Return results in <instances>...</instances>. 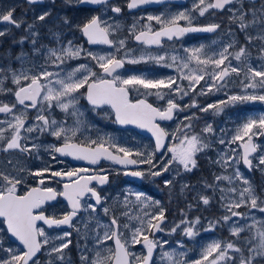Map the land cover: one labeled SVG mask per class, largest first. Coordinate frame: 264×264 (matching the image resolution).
Listing matches in <instances>:
<instances>
[{
    "label": "snow or ice",
    "instance_id": "obj_1",
    "mask_svg": "<svg viewBox=\"0 0 264 264\" xmlns=\"http://www.w3.org/2000/svg\"><path fill=\"white\" fill-rule=\"evenodd\" d=\"M51 2L54 4L55 0ZM27 3L43 4L44 0H27ZM152 3L163 4L165 0H127V8L133 10ZM64 4L110 8L118 15L122 12V8L113 5L111 0H64ZM210 10H214L213 15L217 12L228 14V27L222 32H218L220 23L194 25V13L203 17ZM14 11V7L0 11V24L10 26L0 30V37L11 35L12 28L24 26V35L12 41L13 45L20 46L19 52L13 55L9 48L0 56V95L11 94L15 98L11 104L0 101V113L11 117L0 121L7 125L0 127V151L5 153L18 151L30 157L35 153V158L39 159L43 150L53 163H63L59 156L86 161L93 166L100 165L102 160L123 166L146 165V171L131 170L123 174L140 180L163 177L164 187L171 191L176 177L199 167L198 156L212 148L214 141L209 137H214L216 130L206 123L200 132H195L193 121L198 119L195 113L185 115L173 133L160 122L172 121L175 114L190 108L205 113L213 110L214 115H219L237 103L264 104V0H193L190 10L148 15V23L143 25L134 19L128 35L143 46L139 56L133 55L134 50L127 47L128 37L117 35L120 25L109 23L99 14L81 24H73L67 15L52 19V11L48 9L27 23L22 17H15ZM152 22L159 27H154ZM62 27L78 31L87 45H105L111 51L94 52L75 39L65 41V33L59 30ZM43 28H47L50 37L48 44L42 42ZM190 33H216L218 39L210 44L183 47L184 54L181 55L174 44ZM238 34H243L244 44L240 43ZM165 40L173 43L166 47ZM25 44L30 45L29 51L24 50ZM153 46L156 52L150 51ZM253 48L258 50L255 60L259 63L254 64ZM81 60L85 62L74 67L69 63ZM233 60L237 62L235 65ZM141 63L174 69L176 75H126L121 71L126 64ZM52 68L55 71L50 70ZM233 77L239 80L242 91L228 95L226 100L201 106L193 96L191 103L183 107L177 100V97L182 100L190 94L207 96L224 90L229 84L236 83ZM183 81L188 82L186 86ZM133 91L138 93L136 97L132 96ZM150 96L166 101V106H154L148 100ZM82 100L87 102L90 111H104L115 124L147 130L155 138V148L150 152H133L116 143L111 135L97 132L95 138L85 136L91 126L85 119ZM17 105L21 107L18 109ZM28 109L36 112L31 120ZM57 109L64 114V119L55 118L53 113ZM220 131L224 135L215 142L225 148L217 153V159H209L224 171L215 174L212 183L202 182L205 190H211L212 196L198 192L194 199L198 198L200 203L208 206L219 193L224 214L209 220L203 231H213L223 223L235 239L212 240L201 245L198 258L189 257L182 241L171 246L168 240L158 239L156 233L173 235L180 230L183 236L195 239L200 235L197 228L201 225L200 216L189 219L182 210L183 218L168 228L166 209L161 201L144 191L129 189L121 212L127 222L121 225L110 207L104 206L108 198L94 186V182L99 186L110 182L105 169L56 170L48 165L33 171L17 167L9 160L13 170L0 171V252L4 253L0 264H41L40 254L47 255V264H71L65 250L71 244L68 238L72 232L49 235L39 222L49 229L66 226L84 240L82 246L78 245L80 264H157V256L159 264H264V218L258 219L255 214L264 215V188L257 192V187L239 167L242 164L247 172L256 170L264 176V140L260 139L264 137V112L246 115L230 139L227 130ZM41 136H51L57 143L43 144L39 142ZM169 137L176 143L166 145ZM29 141L33 142L29 145ZM230 167L233 172L225 174ZM24 172L36 180V186L27 185L21 175ZM173 172L172 178L165 175ZM53 184L62 187H53ZM193 188L182 183L179 192L185 195ZM129 196H134L135 200H130ZM59 198L67 202L70 210L57 214ZM90 200L94 202L90 203ZM97 206L102 208L104 216L110 217L109 223L101 222L95 215ZM192 207L188 204L189 210ZM133 208L137 209L135 213ZM148 208L159 210L149 212ZM241 208L248 211H239ZM6 236L14 238L18 246L5 247ZM137 245L141 246L142 252L133 251ZM165 245H169L168 250Z\"/></svg>",
    "mask_w": 264,
    "mask_h": 264
},
{
    "label": "rangeland",
    "instance_id": "obj_2",
    "mask_svg": "<svg viewBox=\"0 0 264 264\" xmlns=\"http://www.w3.org/2000/svg\"><path fill=\"white\" fill-rule=\"evenodd\" d=\"M23 0H0V11H6L10 8H13L16 4L21 2ZM22 10H27V9H32L31 10V16L30 20H27L28 23H31L33 19L38 16L42 11L47 10L45 7H43V10H39L34 12V9L36 7H31L29 4H21ZM15 17L18 18H23L22 15H17ZM24 19V18H23ZM117 22L113 23L116 24ZM120 27H124L123 24L120 22L118 23ZM10 26L5 25V24H0V30H3L5 28H8ZM69 30V29H67ZM43 34V43H50V37L47 34V28H43L42 30ZM23 34L20 33H13V28L11 29V35H7L5 37H0V56H2L6 50L9 48L12 50L13 55H15L17 52L20 50L19 45H13L12 41L13 39H19L20 36ZM124 38V37H120ZM68 39H75L76 36L69 37ZM67 39V40H68ZM65 40V41H67ZM239 41L241 44L245 43L244 36L243 34H239ZM130 44V43H129ZM24 50L29 51L30 50V45L25 44L24 45ZM252 55L254 59V64L259 63V61H256L255 58L258 55V50L256 48L252 49ZM6 63V61H4ZM237 62L233 60V64L235 65ZM77 64V63H76ZM72 65L73 67L76 65ZM17 66L18 65H14ZM28 65H26L27 67ZM55 71L54 68L50 69ZM234 80H236L235 77H233ZM242 79V77L240 78ZM202 84L204 83L201 81ZM14 87V86H13ZM197 91H199V87H197ZM242 89L239 86V80H236L235 84H229L228 87L224 90H221L219 92H214L212 94H209L207 96H198L195 94H190V96L187 98L186 104L191 103V99L193 96L195 97L197 103L201 106H205L210 103H215L219 100H226L227 96L230 94H239L241 93ZM0 101H3L5 103H14L15 98L11 94L8 95H0ZM21 106L17 105V108L19 109ZM191 109V108H190ZM85 112V119L87 123L91 126V130L86 131L84 133L85 136L91 135L93 138L96 137L97 132H99L100 135L108 134L111 135L112 137L115 138L116 143H118L120 146L127 147L131 149L133 152L136 151H144V152H150L152 151L150 148L147 147V143L142 141L140 138L137 137H124L122 135H119L117 133H112V132H106V128H103L102 125H108L109 120L108 117L105 119L100 115L99 117L96 115V112L90 111V108L83 107L82 109ZM189 110V109H188ZM59 109H57L53 115H59ZM264 112V104H261L259 102L256 103H246V104H241L237 103L235 106H228L227 108L224 109L222 113L219 115H214L213 110H209V112H200L196 108H192L189 112V115H192L193 113L196 114L198 117L197 120H195V127L194 130L197 132H200L201 129L205 126L206 123L212 124L213 128L216 130V134L214 137H209V139L213 140V145L212 148L207 150L206 153H202L198 156V164L199 167L191 173H182L180 178V183H188L190 178H192L193 184L191 186H194L193 190L190 192H187L185 195H181L180 192L174 194L173 196H169V210L172 212L170 219L168 222H166V225L168 228H171L174 224L179 223V221L183 218L182 217V210L187 213L188 218L192 219L195 216H200L201 217V225H197V228L200 229V235H198L195 239H189L186 236H183L181 234V231L178 230L177 233L173 235H168L166 232H162L161 236L158 237V239L161 240H168L169 245L171 246H176L177 241H182L183 244L185 245V248L188 250V255L189 257L192 258H198V254L200 251L201 245H205L207 243H210L212 240H228V239H235L234 237H231L229 234L228 227L224 225L223 223L218 224L215 228V230L211 232H205L203 231L204 228L208 227V221L213 220V219H218L224 214V209L220 207V202H219V193L216 194V196L212 199L211 203L208 206L203 205L202 203L199 202L198 198L194 199L196 197V194L199 192L204 195H209L212 196L211 190H205L203 187V181L207 180L209 183L213 182V178L215 174H220L224 170L219 167V165L211 163V160L217 159V153L225 148L224 145H220L219 143L215 142L220 136L224 135L220 130L225 129L227 130V138L230 139L231 135L233 134V130L239 125L240 123L243 122V118L246 115H258L259 113ZM29 113V120H31L32 117L35 116L36 112L34 109H28ZM187 115V114H185ZM185 115H182L181 118H183ZM61 116V114H60ZM11 117L6 116L3 113H0V121H5L10 119ZM64 119V117H61L60 120ZM107 120L108 122L102 121ZM71 121H69L70 123ZM99 122V124H98ZM0 127L6 128V124H0ZM10 133H6L8 135ZM22 134H24L22 132ZM261 140H264V137L260 138ZM40 142V141H39ZM176 141L172 140L170 141V144L175 143ZM52 143H57L55 138L53 141L48 142L47 144H52ZM30 145V144H29ZM2 147V145H0ZM231 147L235 148L237 145H231ZM11 153V154H10ZM17 154V155H16ZM35 153L30 157L27 154H22L19 153L18 151L16 152H9L5 153L3 151H0V171H5V172H11L12 166L8 164V161L11 160L13 165L23 166L26 169H31L33 171L43 168L48 165H52L56 170L59 169H72L71 163L58 156V159L63 161V163H53L51 160V157L49 156L48 153L44 152L43 150L40 151L39 156L40 158L37 159L35 158ZM170 156V154H169ZM167 158V157H166ZM211 158V160L209 159ZM31 162H37L36 164L31 165ZM255 163V161H254ZM240 169L246 176H248L251 181L253 182L254 186L257 187V192H260L261 188H264V176L261 175L259 171L254 170L253 172L249 173L245 169V167L241 164ZM106 168L113 169L111 166H107ZM139 170V169H138ZM142 170V169H140ZM147 168L143 171H146ZM118 171V170H117ZM233 172V168H228L227 172L225 174H231ZM27 172L21 173V175H26ZM188 174H190L189 178H187ZM168 176V178H172V176L175 175V173H167L165 174ZM177 178V177H176ZM27 185L28 186H36V180H34L31 176L27 175L25 177ZM223 183V182H222ZM138 184L134 182L133 180H130L129 184L125 187L124 189V196L128 193V190L132 191H141L138 188ZM52 186L58 187V185L53 184ZM243 185H240L242 187ZM124 196L121 198V200L115 205L119 206L116 212H114L115 206H112L113 200L110 198V191H106L105 197H107V201L104 206L110 207L112 210V213L115 214L118 218H121L123 220V224L127 222V218L121 216V212L124 211L123 207V200ZM129 199L134 201L135 197L134 196H129ZM159 200V199H158ZM161 201L162 206L165 208V201ZM90 202V201H89ZM91 203V202H90ZM188 204H192L193 207L192 209H188ZM167 209V208H165ZM56 212L57 214H62L64 212V206L62 205L61 202L56 204ZM149 212H156L159 209L158 208H148L146 209ZM137 211L136 208H133V212L135 213ZM239 211L246 212L248 209L246 208H241ZM51 212V209H50ZM256 214V213H255ZM84 215V214H82ZM95 215H98L99 219L103 223H109L108 220L110 217L104 216L102 208L97 207V213ZM264 218V215L261 217H258V219ZM236 219V218H233ZM251 221H249L250 223ZM63 231H69L72 232L71 237L68 239L71 240V244L69 245V248L65 250L67 257L70 258L71 264H80V248L79 246H82L84 244V240L81 239L80 236L77 235V233L71 229V228H66L62 230H57V231H47L49 235H56V234H61ZM102 234V230H101ZM57 244L60 243V241H56ZM111 241L108 242L110 245ZM79 245V246H78ZM169 245H165V249H169ZM8 246H14L13 244L10 243L5 238V247ZM89 246L91 247V242H89ZM15 247V246H14ZM133 251L136 252H141L139 249L134 248ZM41 259V264H47L48 257L47 255H42L40 257ZM157 259V264H159V257H156Z\"/></svg>",
    "mask_w": 264,
    "mask_h": 264
},
{
    "label": "flooded vegetation",
    "instance_id": "obj_3",
    "mask_svg": "<svg viewBox=\"0 0 264 264\" xmlns=\"http://www.w3.org/2000/svg\"><path fill=\"white\" fill-rule=\"evenodd\" d=\"M15 1V0H14ZM111 3L113 5L120 6L122 8L121 14H115L110 11L109 9H102L100 6H92V5H80V6H66L64 4V0H55V3L53 4L51 0H44L43 4H33L30 5L32 8L36 7L34 9V12L43 10V7L45 9H51L52 11V19H55L57 16L61 15H67L68 17L71 18L73 24H81L88 19L91 18V16L99 14L102 16V18L109 23H122L124 27H120V31L117 33L119 37H128V42H127V47L130 49H133V55L139 56L143 46L138 44L131 36L128 35V28L131 26L133 23L134 19L140 21V25L148 23L147 21V16L148 15H160L161 13H175L181 10L185 9H191L193 6V0H165V3L163 4H157V3H152V4H147L143 5L137 9L129 10L127 8V0H111ZM21 4H27V0H23L16 4L14 6L15 11H14V16L17 15H22L24 20L27 22V20H30L31 16V10L32 9H27V10H22ZM212 11L210 10L209 13H206L205 16L200 17L198 14L194 13L196 15V19L193 21L194 25L196 26H205L209 25L212 23H220L221 24V29L218 30V32H222L224 29L228 27V20H227V13H219L217 12L215 15L212 14ZM142 18V19H141ZM28 23V22H27ZM153 26L158 28L159 25H155V22H152ZM181 23H184L183 21ZM52 26V25H50ZM65 33L63 36L64 40H67L69 37L76 36V41L78 43H82L85 45V47L90 48L94 52H101L105 53L107 51H111V49L108 48V46L105 45H87L84 38L81 37V34L76 31L75 29L72 30H67V28H61L59 29ZM13 33L17 34H23L24 35V26H22L20 29H15L13 28ZM218 39V36L216 33H190L186 35L181 41L175 42L174 47L177 50H180V54L183 55L182 48L183 47H194V46H199L200 44H210L212 40ZM226 40L227 37H224ZM238 39H239V34H238ZM130 43V44H129ZM173 42H169L167 40L164 41L165 46L167 47L168 45H171ZM150 51L156 52L157 49L155 46H153ZM85 61H70V65H74L76 63H83ZM98 70V69H97ZM124 74L126 75H131V74H140V73H148L150 75H154L156 77H167V76H175L176 72L174 69L171 68H161L158 67L154 64L151 63H141V64H126L125 69L121 70ZM187 81H183V84L186 86ZM202 84V82H201ZM199 87V86H197ZM138 95L137 92L133 91L132 96L136 97ZM189 96H185L182 100L177 97L178 102L180 105L183 107L186 105L187 98ZM192 98H189V100ZM148 100L150 103H153L154 106H160L164 107L166 106V101H158L155 96H150L148 97ZM81 104L89 108L87 105V102L82 100ZM192 109V108H191ZM187 110L186 112H179L175 114L174 119L172 121H164L160 122L161 126L164 127L169 133H173L176 131L177 126L181 124V121H183V118H181L182 115H189L190 110ZM110 113V110H108ZM61 114V116H60ZM96 115L99 117L102 115L105 119L109 120L108 125H103V128H106V132H112V133H117L119 135H122L124 137H137L140 138L142 141L147 143V147L153 150L155 148V140L153 139V136L150 132L147 130H140L139 128H136L134 125H127L125 127H120L118 124H115L113 122V119L110 116H105L104 111L98 110L96 112ZM61 117H64L61 112H59V115H55V118L60 120ZM107 120H103L105 122H108ZM184 123H187V121H184ZM99 124V122H98ZM194 127H195V122L193 121ZM194 130V129H193ZM195 131V130H194ZM197 132V131H195ZM34 135V134H33ZM177 135H180V133H177ZM53 137L51 136H41L40 137V142L43 144H47L48 142L53 141ZM171 137L166 141V145H170ZM33 141H29L28 143L31 144ZM176 143V142H175ZM11 154V153H10ZM17 155V154H16ZM160 154H157L159 157ZM37 162H31V165L36 164ZM72 165V169L74 168H91V169H99L103 168L105 171L109 173V183L106 186H99L95 185L97 187V191L101 193L102 196L106 195V191H110V198L113 200L112 206L114 207L123 197L124 195V189L125 187L129 184L130 179L128 177H125L123 174L124 170L121 168H118L117 166L113 165L112 162H101L100 165L95 166V167H86V166H81V165ZM107 166H111L113 169L106 168ZM147 168L146 165H142L141 169L142 171ZM65 170H71L68 168H65ZM118 170V171H117ZM26 175H23L26 177ZM190 174H188L187 178H189ZM180 177L178 176L176 178V182L174 186L171 188V191L169 188L164 187L162 180L163 177H158L155 178L154 180L152 178H146L144 180H138L139 182L138 186L141 191L146 192L149 196H151L153 199H159L162 201H165L167 203L165 205L166 209V222L171 217L172 212L169 210V196H173L176 193H179V187H180ZM193 184L192 178L189 180V185L191 186ZM56 187V186H53ZM58 187H62V185H58ZM190 192V191H189ZM59 202L62 203L64 206V211L69 210L67 208V202L63 200V198L59 199ZM91 202V200H90ZM100 207V206H97ZM119 206H115L114 212L117 211ZM48 214V213H46ZM40 223V222H39ZM121 225L123 224L122 220L120 219ZM42 227H45L41 223ZM46 228V227H45ZM67 227H61V228H54L52 230H61ZM46 230L50 231L51 229L46 228ZM211 232V231H208ZM162 233H156V237H160ZM112 243H110L111 245ZM15 246H18V242L14 244ZM135 248L139 249L141 252L143 249L141 248L140 245L135 246ZM4 253L0 252V257H2ZM196 258V257H195Z\"/></svg>",
    "mask_w": 264,
    "mask_h": 264
},
{
    "label": "water",
    "instance_id": "obj_4",
    "mask_svg": "<svg viewBox=\"0 0 264 264\" xmlns=\"http://www.w3.org/2000/svg\"><path fill=\"white\" fill-rule=\"evenodd\" d=\"M118 126H120V127H125V126H121V125H118ZM140 130H143V129H140ZM154 138V137H153ZM154 140H155V138H154ZM63 158V157H62ZM70 160H71V162H73V163H79V164H87L88 162H86V161H77V160H74L73 158H71V157H68ZM88 165H90V164H88ZM118 165V164H117ZM120 166V165H119ZM137 166H139V165H128V166H123V165H121V167H137ZM132 178H134V177H132Z\"/></svg>",
    "mask_w": 264,
    "mask_h": 264
},
{
    "label": "bare ground",
    "instance_id": "obj_5",
    "mask_svg": "<svg viewBox=\"0 0 264 264\" xmlns=\"http://www.w3.org/2000/svg\"><path fill=\"white\" fill-rule=\"evenodd\" d=\"M256 216H257V218H258V217H261L262 214H260V213L257 212V213H256Z\"/></svg>",
    "mask_w": 264,
    "mask_h": 264
}]
</instances>
